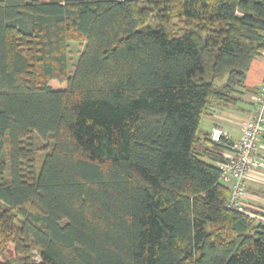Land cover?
<instances>
[{
	"label": "trees",
	"instance_id": "1",
	"mask_svg": "<svg viewBox=\"0 0 264 264\" xmlns=\"http://www.w3.org/2000/svg\"><path fill=\"white\" fill-rule=\"evenodd\" d=\"M263 53L264 0H0V264H264L198 138Z\"/></svg>",
	"mask_w": 264,
	"mask_h": 264
},
{
	"label": "built area",
	"instance_id": "2",
	"mask_svg": "<svg viewBox=\"0 0 264 264\" xmlns=\"http://www.w3.org/2000/svg\"><path fill=\"white\" fill-rule=\"evenodd\" d=\"M239 139L232 144L234 157L230 161L221 162L220 181L229 190L226 208L246 215L251 219H264L251 212L247 205V185L250 180L264 176V158L260 156V149L264 148L262 136L264 131V73L260 87L253 97L252 116L240 124ZM227 134L219 128H212L209 139L219 143L226 139Z\"/></svg>",
	"mask_w": 264,
	"mask_h": 264
},
{
	"label": "crops",
	"instance_id": "3",
	"mask_svg": "<svg viewBox=\"0 0 264 264\" xmlns=\"http://www.w3.org/2000/svg\"><path fill=\"white\" fill-rule=\"evenodd\" d=\"M264 73V53L255 58L246 74L245 86L235 105H212L209 111L203 115L198 131V138L203 141L209 138L212 128H219L227 134L224 139L228 144H234L240 137V124L249 119L253 113V97L258 91L262 75ZM264 145V131L262 136ZM213 152L221 154L225 161L234 157L230 147L222 145L214 147ZM260 156L264 158V148L260 149ZM247 205L251 212L264 219V176H258L248 182ZM257 220V219H255Z\"/></svg>",
	"mask_w": 264,
	"mask_h": 264
},
{
	"label": "rangeland",
	"instance_id": "4",
	"mask_svg": "<svg viewBox=\"0 0 264 264\" xmlns=\"http://www.w3.org/2000/svg\"><path fill=\"white\" fill-rule=\"evenodd\" d=\"M159 18H154L151 21V24L154 25V23H156L158 21ZM66 58H67V67H66V72L67 74H71L73 69H74V65L79 57V54L81 53L83 46H84V41L83 38H81L80 36H78L75 33H71L68 32L66 34ZM34 256H35V260H38L37 255H35L34 252Z\"/></svg>",
	"mask_w": 264,
	"mask_h": 264
}]
</instances>
